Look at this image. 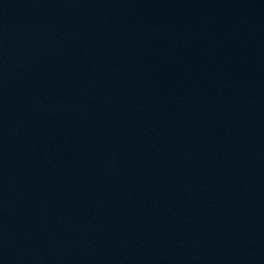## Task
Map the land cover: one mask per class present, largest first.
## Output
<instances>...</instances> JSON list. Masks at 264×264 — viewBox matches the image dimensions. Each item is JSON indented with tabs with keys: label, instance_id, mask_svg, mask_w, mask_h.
I'll return each instance as SVG.
<instances>
[{
	"label": "water",
	"instance_id": "95a60500",
	"mask_svg": "<svg viewBox=\"0 0 264 264\" xmlns=\"http://www.w3.org/2000/svg\"><path fill=\"white\" fill-rule=\"evenodd\" d=\"M0 264H264V0H0Z\"/></svg>",
	"mask_w": 264,
	"mask_h": 264
}]
</instances>
